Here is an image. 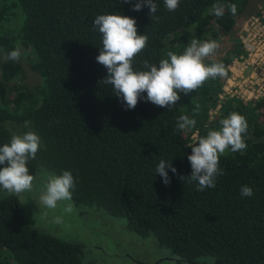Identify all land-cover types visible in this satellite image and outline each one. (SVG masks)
<instances>
[{
    "label": "trees",
    "instance_id": "1",
    "mask_svg": "<svg viewBox=\"0 0 264 264\" xmlns=\"http://www.w3.org/2000/svg\"><path fill=\"white\" fill-rule=\"evenodd\" d=\"M135 2L0 0V146L10 143L13 134L34 131L41 147L28 162L30 174L38 169L57 176L70 171L76 180L70 201L74 206L125 219L130 232L151 235L176 262L264 264L263 103L225 99L207 121L226 76L209 79L190 95L179 93L171 110L145 102L146 93L135 109L126 110L111 86L100 83L107 69L96 61L102 36L93 27L97 15L135 19L137 34L147 35L148 42L133 67L146 70L145 61L158 65L169 51L182 54L192 39L217 40V31L227 36L238 29L246 0H181L173 12L164 0H154L158 8L152 15L158 22L147 7L132 11ZM214 3L225 5L223 17L207 14ZM233 3L235 16L226 7ZM17 46L32 55L37 87L22 84L20 64L5 59ZM239 48L236 39L217 62L227 69ZM232 112L247 120L242 134L247 148L221 156L224 174L217 177L216 187L198 192L195 183L179 178L192 171L189 138L196 130L194 145L209 131L219 130V121ZM181 115L195 119V127L176 130ZM25 121L31 122L29 128ZM161 159L177 169V174L166 169L168 186L155 172ZM243 185L252 188V197L240 195ZM0 255H7L0 256V264H82L80 245L38 232L24 221L17 197L2 194Z\"/></svg>",
    "mask_w": 264,
    "mask_h": 264
},
{
    "label": "clouds",
    "instance_id": "2",
    "mask_svg": "<svg viewBox=\"0 0 264 264\" xmlns=\"http://www.w3.org/2000/svg\"><path fill=\"white\" fill-rule=\"evenodd\" d=\"M122 3H132V0H122ZM181 0H164V6L169 12L176 11ZM143 7L150 10V18L159 21L157 4L154 0H136L132 11H141ZM231 15L237 14V5L226 6ZM208 15L221 18L225 14V5L214 3L208 10ZM93 27L102 36V47L99 48L97 63L107 69V76L100 83L110 85L112 93L120 98L126 110L136 108L142 94L146 93L145 102H151L160 108L171 110L180 100L179 93L190 95L209 79L224 78L228 75L223 63L213 62L210 66L204 61L216 54L219 44L215 40L202 41L192 39L182 54L167 52V58L159 64L144 62V69L135 70L134 58L147 46V35H138L136 20L116 14L97 15ZM5 59L19 62L22 56L19 47L4 54ZM197 112L199 109L196 110ZM30 121L24 122V127H30ZM197 121L188 115H181L176 124V130L187 132L195 127ZM219 130H211L205 137L191 145V154L187 159L191 166V174L179 177L189 184L195 183V190L204 192L216 187V179L222 176L219 166L220 157L227 151L232 153L246 150L247 144L243 135L247 132L248 123L243 115L232 112L219 121ZM41 147V138L29 130L22 135L13 134L10 143L0 146V191L9 196L20 197L25 192L33 191L35 177L29 173L28 162L35 160ZM177 174V169L171 161L161 159L155 168L156 175L162 178L165 186L170 184L168 171ZM76 180L70 171H63L59 176L49 175L39 194V204L45 209H56L59 202L71 201L72 190ZM242 197H252L253 190L247 185L240 188ZM66 213L73 211L72 204L64 207ZM61 222L60 217L55 218Z\"/></svg>",
    "mask_w": 264,
    "mask_h": 264
},
{
    "label": "rangeland",
    "instance_id": "3",
    "mask_svg": "<svg viewBox=\"0 0 264 264\" xmlns=\"http://www.w3.org/2000/svg\"><path fill=\"white\" fill-rule=\"evenodd\" d=\"M260 13H264V0H246L238 29L227 36L217 31L218 38L215 41L219 44V48L216 54L207 58L204 63L209 66L226 56L235 40H238L241 22ZM17 47L22 53L18 62L24 75L21 82L28 88L37 87L39 77L31 70L32 55L28 49ZM204 126L207 127L208 124ZM195 132L196 130L189 138L191 145L196 140ZM49 175L53 174L46 170H37L34 175L33 191L17 197L20 213L24 221L38 232L63 242L80 245L82 264H186L176 262L167 250L159 248L151 235L142 238L130 232L123 218L110 217L92 207L74 206L70 201L59 202L57 208L53 210L45 209L39 204V194ZM0 194L8 195L5 192ZM67 204L73 206L71 213L64 211ZM56 217H60L61 222L57 223ZM0 256L6 258L7 255Z\"/></svg>",
    "mask_w": 264,
    "mask_h": 264
},
{
    "label": "built area",
    "instance_id": "4",
    "mask_svg": "<svg viewBox=\"0 0 264 264\" xmlns=\"http://www.w3.org/2000/svg\"><path fill=\"white\" fill-rule=\"evenodd\" d=\"M238 41L241 53L227 66L228 75L216 95L208 120L217 115L225 99L264 103V13L241 22Z\"/></svg>",
    "mask_w": 264,
    "mask_h": 264
}]
</instances>
